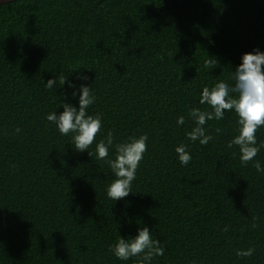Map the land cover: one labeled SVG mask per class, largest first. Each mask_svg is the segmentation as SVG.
Returning a JSON list of instances; mask_svg holds the SVG:
<instances>
[{"label": "trees", "instance_id": "obj_1", "mask_svg": "<svg viewBox=\"0 0 264 264\" xmlns=\"http://www.w3.org/2000/svg\"><path fill=\"white\" fill-rule=\"evenodd\" d=\"M264 51V0H13L0 3V264H137L109 251L147 225L151 264H264V147L245 164L235 115L190 141L204 86L232 84L245 52ZM207 62V66H205ZM89 76L103 139L146 135L130 193L106 197V159L75 151L45 114L63 111L60 78ZM56 81L51 89L44 84ZM235 95V94H233ZM184 116L181 126L176 118ZM19 129V131H16ZM264 143V127L256 131ZM191 155L181 165L174 146ZM226 229V230H224ZM253 249L251 256L237 250Z\"/></svg>", "mask_w": 264, "mask_h": 264}, {"label": "clouds", "instance_id": "obj_2", "mask_svg": "<svg viewBox=\"0 0 264 264\" xmlns=\"http://www.w3.org/2000/svg\"><path fill=\"white\" fill-rule=\"evenodd\" d=\"M207 66V62H205ZM75 80L81 81L79 85L72 80L60 78L62 85L67 84L72 91L64 93L66 99H75L74 105L70 102L61 103L63 111L49 112L45 119L55 125L56 131L61 136L70 135V145L75 151H89L95 140V157L97 160H105L109 156V148H114V158H107L106 163L111 170L114 179L106 186V197L120 200L130 193V186L135 179L136 170L144 158L146 151V135L131 136L127 140L113 145L112 132L109 130L103 139H96L101 130V117L97 113L89 114V107L95 102V95L91 90V84L85 83L89 76L84 72H77ZM233 83L218 81L213 86L202 87L199 93V104L207 105L210 111H201L192 108L189 112L190 119L194 122L191 131L186 133L190 141L200 145H206L211 136L205 133L206 120L223 119L226 111L232 112L236 117L237 134L229 141L228 146L238 147L239 160L247 163L256 156L264 143L257 145L256 131L264 127V51L254 49L245 52L240 57V62L235 66L231 74ZM54 78H50L44 84L46 89H51L55 84ZM235 94V95H233ZM184 116L176 118V125L184 124ZM16 131H19L17 129ZM176 158L181 165H187L191 155L186 145L180 143L174 146ZM254 167L258 173L264 174V166L257 160ZM226 230V229H224ZM109 251L118 260L128 261L137 258V264H151L154 257L164 254L162 241L154 239L147 225L139 226L135 235L121 236L114 244L109 246ZM252 248L237 250V256H251Z\"/></svg>", "mask_w": 264, "mask_h": 264}, {"label": "water", "instance_id": "obj_3", "mask_svg": "<svg viewBox=\"0 0 264 264\" xmlns=\"http://www.w3.org/2000/svg\"><path fill=\"white\" fill-rule=\"evenodd\" d=\"M9 1H13V0H0V3L9 2Z\"/></svg>", "mask_w": 264, "mask_h": 264}]
</instances>
